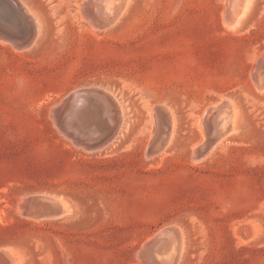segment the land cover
<instances>
[{"label": "rangeland", "instance_id": "1", "mask_svg": "<svg viewBox=\"0 0 264 264\" xmlns=\"http://www.w3.org/2000/svg\"><path fill=\"white\" fill-rule=\"evenodd\" d=\"M14 1L39 32L25 45L0 34V251L18 264H151L139 250L173 227L178 264H264V88L254 79L264 0H248L235 28L227 0H129L108 27L82 0ZM94 87L122 110L99 147L54 122L56 107ZM222 101L239 129L203 149L202 115ZM156 106L175 128L148 155L164 120ZM37 195L69 212L36 221L21 203Z\"/></svg>", "mask_w": 264, "mask_h": 264}, {"label": "bare ground", "instance_id": "2", "mask_svg": "<svg viewBox=\"0 0 264 264\" xmlns=\"http://www.w3.org/2000/svg\"><path fill=\"white\" fill-rule=\"evenodd\" d=\"M227 1H228V4L225 5V8H224L223 14H222L223 20H224V23L226 25L230 26L231 28H235L240 21L241 15L244 13V8H245L248 0H227ZM21 3L22 2H20V4ZM128 3L130 4L129 0H82V3L80 6H81L82 10L90 18H92V20L93 19L97 20L101 24V26L108 27V26L112 25L113 23H116V21L126 13V11L128 9V5H129ZM1 6L2 7H1V15H0V25H1L0 34H4L5 36H8L11 39H13L15 42L22 43L25 45L27 42H29L28 40L30 39V36L32 35V34H30L31 29H32L31 27L34 28L35 34H37L39 32L38 22L34 19L35 17L33 18L32 15H30L29 11L26 9V7L23 4H21V7H20L19 5H17V3L14 0H4V3ZM89 20H91V19H89ZM2 36H1V39H3ZM33 41L34 40H32V42ZM22 44H20V45L22 46ZM254 79L256 81L255 84H257L258 88H260V89L264 88V68H262V69L258 68L256 70L254 69ZM260 91H262V90H260ZM109 96L111 97L113 102H115L114 105H115V108L117 109V112H118L117 113V119H114V113L115 112H113L112 108H109L107 105L106 106L102 105V106L98 107V109H96V112H97L96 115L97 116H94V117H98V119L94 120V122L90 121L86 118H83L79 114L76 116V119L73 121L77 124L76 127L81 128V129L82 128L83 129L89 128V129L95 130V129H98L100 127L105 128L106 126H109L110 129L112 128V130L114 131L113 134L110 137H108L101 145H103L104 143H108L109 139L111 141L115 137L116 132L119 129V126H121L120 124L122 121V117H121L122 116V114H121L122 110L120 109L119 104L116 102V100L110 94H109ZM222 103H223V101L219 104L214 105L213 107L209 108L206 112H204L205 114L202 115L204 117V119L202 121L203 127L205 128L206 132L210 133L211 136L213 134L217 135V138L214 140L213 145H215V144L218 145L222 142L227 141V139L229 137L233 136L236 133V131L239 129L240 116L238 114V111L236 110V108H234L232 106L231 102H224V104H222ZM110 107H112L111 104H110ZM217 107L219 108V110H217ZM68 108H69V105L66 103H62L60 106L55 108L56 110L54 111L55 112L54 116H55L56 121H54V122H56L57 125H59V128L61 125L62 128L64 129L62 117L64 115L65 110L68 112ZM156 108H157V106H156ZM63 110H64V112H63ZM159 112H163V115L159 114ZM165 113H167V111H165L164 109H161V110L157 111L155 114H157L156 116L158 119L160 117H163ZM85 115H86V113L83 116H85ZM91 115H92V112L88 115V117H90ZM171 116H172L171 117L172 122H170L168 120L171 132H170V135L168 134V138H167L168 142H166L167 143L166 147H168L169 143H171L174 128H175L174 127L175 126V120H174L172 114H171ZM150 117L152 118V113H151ZM167 117H168V113H167ZM90 118H92V117H90ZM168 119H169V117H168ZM155 120H156V118H155ZM161 120H162V118H161ZM153 122L155 125V121H153ZM163 122H164V120H163ZM158 123L159 122H157V124ZM161 127H162L161 130H164L165 124L164 123L161 124ZM158 128H160V127L158 126ZM161 130L156 131V129H155V131H154V127H153L152 133L154 135L152 134L153 136H151V140L154 139V136H156V135L158 136V133ZM201 133L203 134V131ZM72 138L77 143H80L83 145H88L91 147L101 146V145L93 146L92 144H89V143L85 144V143L78 141L74 137H72ZM150 143H151V141H150ZM161 150L162 149H160L158 152H160ZM158 152H156V153H158ZM205 153H206V151H205ZM205 155H207V154H205ZM31 199L32 198L29 197L21 203L22 209L24 212L26 210L28 211V209L29 210L33 209V203L31 201ZM58 202L62 205V211H61L60 215H62V214L65 215L66 213H68L69 208L66 205H63L60 202V200H58ZM19 205H20V203H19ZM60 215H58V216H60ZM58 216H55V217H58ZM32 217H34L35 220H36V218L38 220L37 216L36 217L32 216ZM49 218H51V217H49ZM29 219H31V218H29ZM39 219H40V217H39ZM174 229L178 231L177 228H174ZM162 230H160L156 235H158ZM156 235H154L151 238V240ZM178 237L179 238L175 237L176 239H172V240H168V241L163 242L161 244L159 250L157 252H155V254L149 259L150 263L151 264H178L180 261V258H181L182 251H183V240H182V235L180 232L178 233ZM151 240H148V241H151ZM148 241H147V243H148ZM177 241H178V243H177ZM3 251L6 253L7 258H10V261H9L10 264H18L16 256L13 253L9 252V249H4ZM139 260H141V259H139ZM141 261H143V260H141ZM1 263H2V261H0V264Z\"/></svg>", "mask_w": 264, "mask_h": 264}, {"label": "water", "instance_id": "3", "mask_svg": "<svg viewBox=\"0 0 264 264\" xmlns=\"http://www.w3.org/2000/svg\"><path fill=\"white\" fill-rule=\"evenodd\" d=\"M4 3V0H0V15H1V5ZM1 27V25H0ZM66 104L69 105L68 112L63 110V125L64 131L74 137L78 141L85 144H92L93 146L101 145L108 137L113 134L112 128L109 126L100 127L98 129H81L77 128V124L73 122L76 119V116L79 114L83 118H86L90 121L97 120L96 109L102 105H107L109 108H112L114 113V119H117V109L115 108V102L111 99L109 94L98 88H85L78 92L73 93L66 101ZM110 104L112 107H110ZM224 104V102L222 103ZM159 111L158 108H156ZM217 110L219 108L217 107ZM92 112V115H88ZM86 113L85 116H83ZM162 114V113H161ZM163 115V114H162ZM94 117V118H93ZM165 124V129L161 130L158 133L156 139L151 143L148 154L153 155L158 152L160 149L166 145L168 134H169V123L166 120V117L163 116ZM88 123V122H87ZM217 138V135L213 134L212 136L208 133V137L205 141V149L209 144H212ZM97 149V148H95ZM202 149V150H203ZM33 203V209H28L24 212L25 215H32L37 217H55L60 215L62 211V205L54 197L37 195L31 199ZM178 231L173 227H167L163 229L158 235H156L151 241L146 243L138 252L139 258L149 261V259L157 252L161 244L165 241L176 239L178 237ZM176 235V236H175ZM178 240V239H177ZM178 243V241H177ZM0 261L1 264H10V258H7V255L4 251H0Z\"/></svg>", "mask_w": 264, "mask_h": 264}]
</instances>
